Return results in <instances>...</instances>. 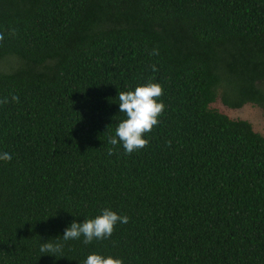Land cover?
<instances>
[{
    "label": "trees",
    "instance_id": "obj_1",
    "mask_svg": "<svg viewBox=\"0 0 264 264\" xmlns=\"http://www.w3.org/2000/svg\"><path fill=\"white\" fill-rule=\"evenodd\" d=\"M148 82L126 154L118 95ZM216 101L264 110V0H0V264H264V137ZM103 208L128 222L59 238Z\"/></svg>",
    "mask_w": 264,
    "mask_h": 264
},
{
    "label": "clouds",
    "instance_id": "obj_2",
    "mask_svg": "<svg viewBox=\"0 0 264 264\" xmlns=\"http://www.w3.org/2000/svg\"><path fill=\"white\" fill-rule=\"evenodd\" d=\"M162 95V87L158 83L148 82L137 85L128 91H122L118 95V110L124 113L125 118L120 120L115 128L114 136L109 138L113 146L120 144L126 154L139 150L146 143L144 134L149 132L158 123V116L164 109V104L157 98ZM16 99L15 96L12 97ZM6 102V101H5ZM109 155L112 154L109 149ZM11 156L8 152H0V161H9ZM119 222H128V217L118 215L109 208L100 210L99 215L81 222L73 220L59 237L63 241L82 239V243L88 245L95 240L107 239L111 236L114 226ZM60 243H42L41 251L55 253L60 250ZM82 264H123L118 257L105 255L98 252L89 253Z\"/></svg>",
    "mask_w": 264,
    "mask_h": 264
},
{
    "label": "rangeland",
    "instance_id": "obj_3",
    "mask_svg": "<svg viewBox=\"0 0 264 264\" xmlns=\"http://www.w3.org/2000/svg\"><path fill=\"white\" fill-rule=\"evenodd\" d=\"M211 108L225 114L231 119H241L249 122L253 130L264 137V110L247 104L238 110H231L224 107L219 101L213 103Z\"/></svg>",
    "mask_w": 264,
    "mask_h": 264
}]
</instances>
